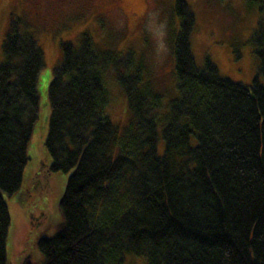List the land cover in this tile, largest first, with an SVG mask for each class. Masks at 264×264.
Segmentation results:
<instances>
[{
	"label": "trees",
	"instance_id": "16d2710c",
	"mask_svg": "<svg viewBox=\"0 0 264 264\" xmlns=\"http://www.w3.org/2000/svg\"><path fill=\"white\" fill-rule=\"evenodd\" d=\"M171 31L175 96L157 153L156 114L138 63L99 51L87 34L59 43L47 87V174L70 171L59 199L61 221L39 236L42 264H264V31L250 42L262 77L248 85L194 62V16L175 0ZM0 191H17L37 119L43 54L13 19L1 44ZM112 75L132 121L119 127L104 109L103 73ZM9 225L0 195V264H8ZM21 264H30L26 257Z\"/></svg>",
	"mask_w": 264,
	"mask_h": 264
},
{
	"label": "rangeland",
	"instance_id": "374dc122",
	"mask_svg": "<svg viewBox=\"0 0 264 264\" xmlns=\"http://www.w3.org/2000/svg\"><path fill=\"white\" fill-rule=\"evenodd\" d=\"M194 16L189 35L194 62L201 67L205 59L212 62L221 76L248 85L262 77L257 71V57L250 42L253 33L264 31V0H184ZM175 0H0V62L1 44L9 23L19 21L21 30L31 34L43 54V66L37 79L38 111L27 144L28 160L23 168L21 184L8 195L0 191L6 204L9 225L5 240L8 264H42L35 240L55 232L61 221L59 199L70 173L47 174L49 163L44 140L50 115L47 87L53 67L60 59L59 43L77 46L81 34H87L99 51L127 55L130 68L138 63L147 85L148 105L156 114L157 153L163 151L160 130L175 96V79L171 54L166 63L153 70L146 61L147 45L140 30L147 5L162 8L171 31L178 29L173 13ZM108 99L105 113L119 130L132 121L115 78L103 73ZM124 264H146L141 256L125 255Z\"/></svg>",
	"mask_w": 264,
	"mask_h": 264
},
{
	"label": "clouds",
	"instance_id": "9594fccd",
	"mask_svg": "<svg viewBox=\"0 0 264 264\" xmlns=\"http://www.w3.org/2000/svg\"><path fill=\"white\" fill-rule=\"evenodd\" d=\"M140 30L147 45L146 61L153 70L159 69L171 54L170 25L161 7L146 6Z\"/></svg>",
	"mask_w": 264,
	"mask_h": 264
}]
</instances>
